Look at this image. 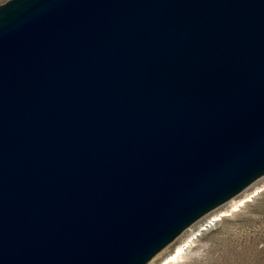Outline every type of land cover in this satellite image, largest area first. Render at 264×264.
Segmentation results:
<instances>
[{
    "label": "water",
    "instance_id": "obj_1",
    "mask_svg": "<svg viewBox=\"0 0 264 264\" xmlns=\"http://www.w3.org/2000/svg\"><path fill=\"white\" fill-rule=\"evenodd\" d=\"M264 176V0L0 5V264H150Z\"/></svg>",
    "mask_w": 264,
    "mask_h": 264
},
{
    "label": "rangeland",
    "instance_id": "obj_2",
    "mask_svg": "<svg viewBox=\"0 0 264 264\" xmlns=\"http://www.w3.org/2000/svg\"><path fill=\"white\" fill-rule=\"evenodd\" d=\"M8 1L0 0V5ZM241 199L246 201L244 205L231 208ZM214 218L219 220L199 232ZM197 232L199 235L181 258L168 264H264V176L195 223L150 264H165Z\"/></svg>",
    "mask_w": 264,
    "mask_h": 264
},
{
    "label": "bare ground",
    "instance_id": "obj_3",
    "mask_svg": "<svg viewBox=\"0 0 264 264\" xmlns=\"http://www.w3.org/2000/svg\"><path fill=\"white\" fill-rule=\"evenodd\" d=\"M245 200H240L239 202H236L232 205L231 208H239L241 207L242 205L245 204ZM221 218V216H219ZM219 220V218H214V219H211L208 223H206V225L199 231V232H204L208 229V227L210 228L211 226H213L214 223H216L217 221ZM198 233V232H197ZM199 235L198 234H195L190 240H188L182 247L180 248H177L178 250L176 251V253L171 256L167 261H165L164 263L165 264H168L172 261H175V260H178L179 258H181V256L186 252V249H188L194 242V240L197 238V236Z\"/></svg>",
    "mask_w": 264,
    "mask_h": 264
}]
</instances>
